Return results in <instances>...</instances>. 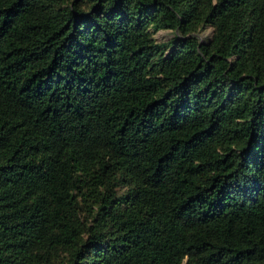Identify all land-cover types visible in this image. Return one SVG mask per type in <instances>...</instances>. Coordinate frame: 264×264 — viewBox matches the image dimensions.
Listing matches in <instances>:
<instances>
[{"label": "trees", "instance_id": "16d2710c", "mask_svg": "<svg viewBox=\"0 0 264 264\" xmlns=\"http://www.w3.org/2000/svg\"><path fill=\"white\" fill-rule=\"evenodd\" d=\"M0 264H264V0H0Z\"/></svg>", "mask_w": 264, "mask_h": 264}, {"label": "rangeland", "instance_id": "374dc122", "mask_svg": "<svg viewBox=\"0 0 264 264\" xmlns=\"http://www.w3.org/2000/svg\"><path fill=\"white\" fill-rule=\"evenodd\" d=\"M210 31H207L206 33L208 34ZM167 31H160L156 34V38H161L163 37L165 34H167Z\"/></svg>", "mask_w": 264, "mask_h": 264}]
</instances>
